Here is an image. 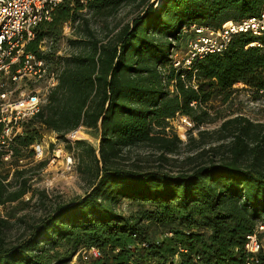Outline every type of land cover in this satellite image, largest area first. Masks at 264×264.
I'll use <instances>...</instances> for the list:
<instances>
[{
    "label": "trees",
    "instance_id": "16d2710c",
    "mask_svg": "<svg viewBox=\"0 0 264 264\" xmlns=\"http://www.w3.org/2000/svg\"><path fill=\"white\" fill-rule=\"evenodd\" d=\"M154 1L63 0L35 28L25 50L55 60L58 82L22 123L13 159L4 162L0 154L15 175L10 182L8 172L0 173V206L26 204L31 172L47 166L49 157L31 159L40 129L73 153L89 189L37 219H16L24 229L15 242L6 241V232L17 222L0 218V264H68L74 256L77 264H245L246 236L264 227V122L229 113L218 128L199 129L216 122L210 102L229 106L237 83L253 100L264 97V31L233 35L224 53L196 63L194 80L189 72L181 78L170 53L187 42L184 28L193 34V24L217 30L239 23L259 15L264 0H163L158 9ZM131 4L142 8L130 22L104 36L94 29L95 21L108 29L107 20ZM66 23L72 49L56 56L48 42ZM177 116L194 123L184 138L171 124ZM82 127L99 134V147L66 141ZM183 145L182 161L171 159ZM136 148L154 152V169L129 157ZM21 157L28 159L22 166ZM92 247L100 256L84 260L82 251ZM257 257L264 264V249Z\"/></svg>",
    "mask_w": 264,
    "mask_h": 264
},
{
    "label": "built area",
    "instance_id": "2783aa9c",
    "mask_svg": "<svg viewBox=\"0 0 264 264\" xmlns=\"http://www.w3.org/2000/svg\"><path fill=\"white\" fill-rule=\"evenodd\" d=\"M62 1L0 0V154L4 162H10L14 157L12 145L14 140L22 135V123L39 111L41 104L45 102L46 93L58 82L56 71L51 69L49 62L27 52L25 47L34 39L38 24L50 21L53 12ZM190 31L193 32V37L187 42L184 53H177L178 49H172L170 53L173 67L181 71L183 80L186 72L191 73L194 80L195 65L198 61L211 54L224 53L233 35L249 32L254 36H260L264 31V8L257 16L239 23L228 21L217 30L193 24ZM40 84H43L46 93ZM172 89L171 86L170 90ZM260 94L264 96V88ZM195 105V101L191 103V106ZM175 120L186 130L194 128V123L186 116H177ZM79 131L80 128L67 133L66 141L74 144ZM47 148L48 146H44L42 142L32 145L31 159L38 161L48 157ZM52 157L48 164L54 163L56 158L61 159L62 172L65 174L75 168V157L72 152L58 148ZM27 161L28 159L21 157L18 163L22 166ZM263 228L259 226L254 233L246 236L243 250L248 257L245 264L258 263L257 254L263 249L258 234ZM141 247L147 248L148 244L142 243ZM81 255L84 260H88L99 257L100 252L92 247L83 250Z\"/></svg>",
    "mask_w": 264,
    "mask_h": 264
},
{
    "label": "rangeland",
    "instance_id": "374dc122",
    "mask_svg": "<svg viewBox=\"0 0 264 264\" xmlns=\"http://www.w3.org/2000/svg\"><path fill=\"white\" fill-rule=\"evenodd\" d=\"M154 1V0H152ZM163 0H155L154 3L157 4V9L163 3ZM142 7H137L136 5H127L119 9V11L109 18L105 23L108 26V29L103 28V21H96L93 23V27L96 31L100 33V36H104L105 32L109 29H113L117 24H124L130 22L134 17L140 15ZM187 32V33H184ZM184 39L188 42L193 34L188 32L187 29H183ZM74 37L73 27L70 23H66L62 27V32L56 41L52 44L48 42V47L54 46L56 50V56L67 55L71 52V46L69 45V38ZM183 42V41H182ZM186 43H182V47L178 48L179 54L184 53L186 49ZM258 45L257 43H252L251 46ZM52 49V48H51ZM53 59H50V65L54 67ZM43 88V92L46 93V89L43 87V84L39 85ZM171 87V86H170ZM169 87V89H170ZM173 88V86H172ZM234 93L232 95V101L227 104H221L219 99L213 100L210 102L212 106L209 112L211 116L215 118L216 122L204 124L200 127L199 130H213L218 128L223 121L224 116L229 113H238L243 116L250 118L253 121L264 122V102L261 98L259 101L252 99L250 91L242 83H237L234 85ZM225 114V115H224ZM171 124L174 126L177 134L184 138L188 130L184 129L182 125L179 124L177 120H172ZM39 141L42 142L44 146H48L49 155L51 158L52 154L56 149L61 148L63 151H67L64 147L62 140H57V137L53 133H49L44 129L39 130ZM76 140H85L89 144L93 145L95 148L99 147L100 136L96 131L92 129L80 128L79 133L77 134ZM186 146L180 147V153L176 156L169 155L171 159H176L178 162H181L185 156ZM154 152L147 148H136L131 151L129 157L133 161H137L141 166H145L149 169H154ZM53 158V157H52ZM175 163L178 166L179 163ZM167 169L170 166L167 164ZM31 174L33 175V182L30 190L23 196L22 200L26 204H20L18 202L9 203L5 207L0 208V218L7 217L11 222H17L16 219H20L22 216H27V219H37L43 214H45L47 208L54 207L57 203H66L70 202L73 199L82 196L89 189L88 175L78 169V160L75 158V168L65 174L62 172V162L61 159L56 158L54 163H49L43 170H35ZM174 171L176 169L174 168ZM8 172L10 182H13L15 175L12 176V167L0 163V173L6 174ZM44 191L43 193H41ZM15 213V217L10 218V214ZM24 225L19 221L14 223V226L11 230L6 232V241L15 242L23 232ZM260 241L264 249V235H262ZM68 264H77V256H74L73 259Z\"/></svg>",
    "mask_w": 264,
    "mask_h": 264
}]
</instances>
